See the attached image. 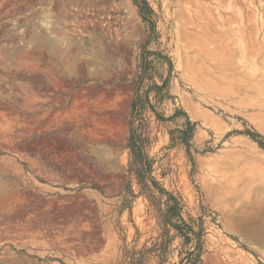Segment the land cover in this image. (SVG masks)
<instances>
[{
	"label": "rangeland",
	"instance_id": "obj_1",
	"mask_svg": "<svg viewBox=\"0 0 264 264\" xmlns=\"http://www.w3.org/2000/svg\"><path fill=\"white\" fill-rule=\"evenodd\" d=\"M148 2L155 35L133 0H0V264H129L157 241L136 182L124 206L149 38L158 111L196 124L192 159L183 116L152 118L155 176L203 219L204 264H264V0Z\"/></svg>",
	"mask_w": 264,
	"mask_h": 264
},
{
	"label": "trees",
	"instance_id": "obj_2",
	"mask_svg": "<svg viewBox=\"0 0 264 264\" xmlns=\"http://www.w3.org/2000/svg\"><path fill=\"white\" fill-rule=\"evenodd\" d=\"M138 7L142 18L151 23L154 35L157 33L154 10L148 0H133ZM151 42L149 38L144 45V52L140 65V72L134 82V99L132 103L131 118L129 120L128 149L130 152L129 181L124 196L126 207L131 208L138 197L133 189V183L139 187V194L148 198L151 205L159 212L160 233L157 241L150 248L134 252L125 248L124 259L129 264H146L151 256L164 264L172 244L181 239L178 264H204L206 229L203 219H186L182 199L170 192L155 176L156 158L152 156V147L155 142L152 137V118L158 122L173 121L183 116L184 123L180 130V140L187 153L192 158V139L196 131V124L192 122L187 112L177 109L173 116L165 118L157 109V102L169 96L168 79L160 85L154 78V68L150 57L154 54L148 49ZM153 93H155L153 95ZM154 100L156 104L154 103ZM253 138L259 135H252ZM174 139V138H173ZM262 145V144H261ZM193 159V158H192ZM124 241L125 238H124Z\"/></svg>",
	"mask_w": 264,
	"mask_h": 264
}]
</instances>
